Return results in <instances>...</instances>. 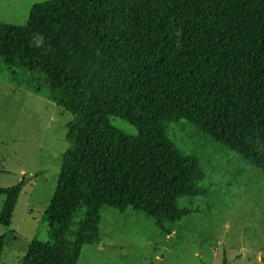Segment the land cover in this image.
Wrapping results in <instances>:
<instances>
[{
	"label": "trees",
	"instance_id": "trees-1",
	"mask_svg": "<svg viewBox=\"0 0 264 264\" xmlns=\"http://www.w3.org/2000/svg\"><path fill=\"white\" fill-rule=\"evenodd\" d=\"M0 59L71 115L49 240L33 238L21 264H76L100 243L104 205L163 232L195 211L178 200L206 195L205 174L168 138L174 121L264 172V0H45L23 25L0 23ZM24 182L0 188V255Z\"/></svg>",
	"mask_w": 264,
	"mask_h": 264
},
{
	"label": "rangeland",
	"instance_id": "rangeland-1",
	"mask_svg": "<svg viewBox=\"0 0 264 264\" xmlns=\"http://www.w3.org/2000/svg\"><path fill=\"white\" fill-rule=\"evenodd\" d=\"M45 0H0V23L23 25L30 8ZM15 72V71H13ZM0 59V188L25 182L13 210L0 264H21L33 238L48 241L44 221L55 189L71 115L27 87ZM110 123L128 134L125 121ZM168 138L193 156L205 176L206 195L181 196L194 208L180 221L154 220L127 207L100 208L99 244H85L76 264H264V172L238 153L180 119ZM40 173L37 175V173ZM22 176H18V174ZM4 196L0 194V211ZM226 261V263H224Z\"/></svg>",
	"mask_w": 264,
	"mask_h": 264
},
{
	"label": "crops",
	"instance_id": "crops-1",
	"mask_svg": "<svg viewBox=\"0 0 264 264\" xmlns=\"http://www.w3.org/2000/svg\"><path fill=\"white\" fill-rule=\"evenodd\" d=\"M257 261L260 263H264V258H262L260 255L257 257Z\"/></svg>",
	"mask_w": 264,
	"mask_h": 264
},
{
	"label": "water",
	"instance_id": "water-1",
	"mask_svg": "<svg viewBox=\"0 0 264 264\" xmlns=\"http://www.w3.org/2000/svg\"><path fill=\"white\" fill-rule=\"evenodd\" d=\"M18 176H22V174L20 173V174H18Z\"/></svg>",
	"mask_w": 264,
	"mask_h": 264
}]
</instances>
